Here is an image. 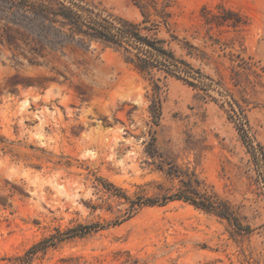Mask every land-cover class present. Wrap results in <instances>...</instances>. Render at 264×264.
<instances>
[{
	"label": "rangeland",
	"instance_id": "374dc122",
	"mask_svg": "<svg viewBox=\"0 0 264 264\" xmlns=\"http://www.w3.org/2000/svg\"><path fill=\"white\" fill-rule=\"evenodd\" d=\"M61 1L136 23L189 65L133 40L153 63L141 72L122 48L0 0V264L45 239L30 264H264V12ZM110 184L159 203L131 210ZM188 184L249 228L167 199Z\"/></svg>",
	"mask_w": 264,
	"mask_h": 264
},
{
	"label": "trees",
	"instance_id": "16d2710c",
	"mask_svg": "<svg viewBox=\"0 0 264 264\" xmlns=\"http://www.w3.org/2000/svg\"><path fill=\"white\" fill-rule=\"evenodd\" d=\"M11 1L15 2L25 12L37 15L43 21H48L49 23L58 22L60 25H62V27H66L69 31L67 36L71 39H74L77 35L81 39L86 38L89 40L102 42L105 45L122 48L125 60L133 64L141 72H148L150 66L153 63L150 61V59L142 56L139 51H136V53H133L131 51L129 42L132 41L131 43H133V40L140 45H145L148 48L163 54L172 62H179L186 66L189 65V63H187L185 60L177 59L170 50L164 49L163 47L157 45L154 40H151L145 35H142L137 27V24L126 19L117 18L115 19V23L118 25H114L113 22L97 15H91L86 18L83 12H87V10L82 9L83 12L80 13L77 9L66 5L61 0H47L41 1L39 3H26L23 0ZM227 11L231 14L239 16V13L234 10L227 9ZM123 38H125L126 41ZM135 47L139 46L136 45ZM158 89L159 86L157 84H154L155 95L151 103V109L157 111H159L160 108ZM110 186L114 187L111 184ZM114 188L118 192H120V197L129 201L131 210H135L144 205L152 206L159 203V201L153 198L142 199L140 197H136L134 199H130L125 193H123V191H121L120 188ZM167 199L183 200L192 204L196 208L202 209L216 216L223 217L227 219L228 222L233 226L234 231H244L249 228L239 223L233 213V210L226 201L218 199L214 195H205L199 192L197 188L192 184H188L187 186L185 185V188H181L172 195H169ZM161 202H163V199ZM92 226L93 225L88 224L82 225L81 227L84 229H89ZM47 242L48 241L46 239L39 241L38 243L32 245L29 249H27L23 255L14 257V260H17L19 264H30V261L33 258L34 254L37 251L43 250L45 247H47Z\"/></svg>",
	"mask_w": 264,
	"mask_h": 264
},
{
	"label": "crops",
	"instance_id": "0c3cea01",
	"mask_svg": "<svg viewBox=\"0 0 264 264\" xmlns=\"http://www.w3.org/2000/svg\"><path fill=\"white\" fill-rule=\"evenodd\" d=\"M215 2H219L225 5L226 7L235 9L243 14L264 12L263 10L264 0H184L183 1L185 7H190V5L197 7V6L207 5V4H211ZM188 12L189 11L186 9L185 13H188Z\"/></svg>",
	"mask_w": 264,
	"mask_h": 264
}]
</instances>
